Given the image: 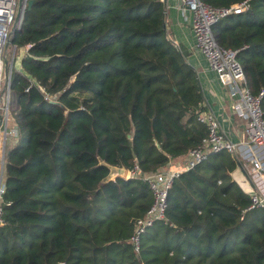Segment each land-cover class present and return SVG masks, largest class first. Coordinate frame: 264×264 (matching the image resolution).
Returning a JSON list of instances; mask_svg holds the SVG:
<instances>
[{"label":"trees","instance_id":"1","mask_svg":"<svg viewBox=\"0 0 264 264\" xmlns=\"http://www.w3.org/2000/svg\"><path fill=\"white\" fill-rule=\"evenodd\" d=\"M31 1L10 37L25 53L10 77L17 140L5 155L0 264H264V210L246 211L250 191L231 173H248L227 153L174 180L164 221L135 250V222L153 201L142 175L184 163L207 135L195 71L165 37L163 2ZM249 4L211 31L238 51L257 95L264 0ZM108 166L142 175L107 183Z\"/></svg>","mask_w":264,"mask_h":264},{"label":"built area","instance_id":"2","mask_svg":"<svg viewBox=\"0 0 264 264\" xmlns=\"http://www.w3.org/2000/svg\"><path fill=\"white\" fill-rule=\"evenodd\" d=\"M251 1L244 0L228 8H216L200 0H181L183 9L191 15L195 47L204 55L210 69L216 73L218 80L227 90L232 100L233 114L244 120L246 124L242 140L233 143L222 134L215 116L211 112H203L199 115L198 122L206 127L207 135L201 140L200 145L188 152L186 161L182 165H168L150 175H142L138 166L131 171L126 170L123 180L142 175L153 198L145 215L135 222V234L132 241L136 251L139 247V237L155 222L164 221L168 192L174 180L180 174L207 161L210 155L227 153L237 163L242 164L247 170V182L250 185V205L246 211L264 210V115L261 108L264 90L257 95L251 93L244 71L237 60L238 51L217 45L211 31L220 20L246 12ZM17 8L18 0H0V228L4 225L2 196L5 190L6 148L17 140V132L12 128L10 120L12 71L8 72L5 61V51L11 37V29L15 24ZM18 26L19 22L16 24V27Z\"/></svg>","mask_w":264,"mask_h":264},{"label":"crops","instance_id":"3","mask_svg":"<svg viewBox=\"0 0 264 264\" xmlns=\"http://www.w3.org/2000/svg\"><path fill=\"white\" fill-rule=\"evenodd\" d=\"M163 4L165 37L177 48L185 63L195 71L205 112H211L215 116L220 131L228 140L238 143L243 137V125H238L236 122V116L231 110L232 100L228 96L227 90L218 80L216 73L210 69L204 55L195 47L190 13L183 9L181 0H164ZM23 55L24 53L21 58ZM20 60L16 69L18 71L20 70ZM178 164L179 160H175L168 165ZM241 171L236 169L231 173V176L241 189L245 190L247 189V180Z\"/></svg>","mask_w":264,"mask_h":264},{"label":"water","instance_id":"4","mask_svg":"<svg viewBox=\"0 0 264 264\" xmlns=\"http://www.w3.org/2000/svg\"><path fill=\"white\" fill-rule=\"evenodd\" d=\"M31 5H32L31 0H29V1L28 0H18V10H17L16 18H15V24L11 29L10 35H12L15 30H19V28L21 26L24 10L26 9L27 6L30 7ZM18 22H19V26L16 27V24ZM163 29H165L164 25H163ZM9 43H11V39L9 40L8 45H9ZM10 71H12V65L10 67ZM197 84H198V82H197ZM108 170H109V173H108V176L105 180V182H107V183L113 182L116 179H123L125 176V172H126V169H124L122 167L108 166Z\"/></svg>","mask_w":264,"mask_h":264},{"label":"rangeland","instance_id":"5","mask_svg":"<svg viewBox=\"0 0 264 264\" xmlns=\"http://www.w3.org/2000/svg\"><path fill=\"white\" fill-rule=\"evenodd\" d=\"M17 10H18V8H17ZM22 53H25L23 49H16L15 47L11 46V44L9 43V45L7 46V49L5 51V61L7 63L8 72L10 70V65L12 62H13L12 71L16 70L18 68L19 60L21 58ZM179 164L182 165L183 163L180 161ZM241 181H242V177H241ZM246 185H247V189H245V192H248L250 190V185L248 182L246 183Z\"/></svg>","mask_w":264,"mask_h":264}]
</instances>
